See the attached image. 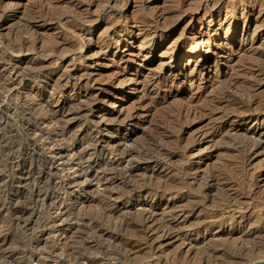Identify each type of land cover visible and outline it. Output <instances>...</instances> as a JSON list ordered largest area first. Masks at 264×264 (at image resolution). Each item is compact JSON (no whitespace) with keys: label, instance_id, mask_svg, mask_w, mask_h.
Here are the masks:
<instances>
[{"label":"rangeland","instance_id":"374dc122","mask_svg":"<svg viewBox=\"0 0 264 264\" xmlns=\"http://www.w3.org/2000/svg\"><path fill=\"white\" fill-rule=\"evenodd\" d=\"M261 3L264 0H0V53L26 41V51L13 63L21 59L17 68H24L33 87L20 91L23 102L13 99L11 121L7 102L0 98V264H166L170 258L177 264H264V76L253 71L250 88L244 77L250 56H264ZM32 9L56 13L60 20H37ZM156 33L164 35L154 38ZM1 54L0 83L7 84L6 73L16 65ZM27 62L30 70L24 67ZM53 84L65 88L62 96L51 94ZM38 89L55 111L63 106L71 113L88 99L98 100L73 126L82 143L103 138L146 156L163 154L162 164L153 168L144 158L137 160L133 180L151 184L148 191L127 200L122 193L132 187H108L116 192L111 197L93 187L79 198L81 206L68 208L64 223H55L63 224V234L46 232L48 225L41 218L59 206L49 209L42 198L62 187H24L19 182L22 173L41 172L37 159L27 157L33 147L21 132L19 116L22 107L37 117L48 115L30 98ZM226 93L240 105L219 102ZM158 99L164 105L155 102ZM243 104L248 108L242 121L232 117L219 122L224 115L244 111ZM105 118L131 121L125 131L137 133L119 139L113 134L122 130ZM170 123L180 127L173 137L148 138ZM255 128L263 134H253ZM217 129L221 135L212 136ZM235 131L236 136L228 135ZM160 184L166 193L158 198L154 192ZM116 208L115 214L108 213ZM147 213L154 226L174 214L187 220L178 223L170 237L157 240L155 254L142 261L126 254L122 242L135 237L132 226H139ZM200 224L205 228L194 231Z\"/></svg>","mask_w":264,"mask_h":264},{"label":"bare ground","instance_id":"6f19581e","mask_svg":"<svg viewBox=\"0 0 264 264\" xmlns=\"http://www.w3.org/2000/svg\"><path fill=\"white\" fill-rule=\"evenodd\" d=\"M263 7H264V4L261 3L258 6V9L262 10ZM32 11H33L32 12L33 15H38L39 16V17L37 16V20H39L41 18L43 20L56 21L57 23L60 20L59 19L60 17H58V15H56V13H54V14L51 13L50 14V13L43 12L42 10H35V9H32ZM32 16H30V18ZM3 22L4 21L0 22V26L3 25ZM163 35H164L163 33H156L154 35V38H159V37H162ZM199 41H198L197 49L201 48V46H202L201 42H199ZM25 45H26V41L25 42L23 41L22 43H20L17 46L9 45V47L7 48V49H9V51L7 50V51H4L2 54L1 53L0 54L3 55L5 60H8L9 62L11 61V63H13V58H15V56L19 57L17 55H22L24 53V51H26L25 50ZM6 46H7V44H6ZM249 59H248L249 60L248 61V67L246 68L244 77H245L246 80H248L246 82L245 86H248L250 88L252 86L251 85L252 83H250V82L255 77L253 75V71H254V73L257 72L258 74H261V75L264 76V56H262V57L261 56H257L256 57V56H252L251 55ZM3 60H2V63H3ZM20 61H21V59L19 60V62H14L13 63L16 66L13 65L10 68V72H8V73L5 72L6 75L8 74L7 75L8 83L7 84L0 83V98H3V100H6V102H7V104H5L4 106H5V110L9 112V118H8L9 120L12 119V117H13V115L15 113V109L13 107V105H14L13 104V102H14L13 99L17 98L19 100L20 99L19 98L20 97V91H23L31 83L29 80L25 79V76H26L25 74L26 73H24V71L21 70V69H24V68H22V67H21V69L17 68V65L20 63ZM29 64H31V63L29 62ZM24 65H25L24 66L25 68H28L30 66V65H28V62H27V64L24 63ZM28 69L30 70V68H28ZM3 70H4V68H3ZM251 70H252V72H251ZM49 71H48V73L47 72H45V73L48 75ZM36 72H38V71H36ZM30 74H31V72H30ZM35 74H37V73H35ZM161 83L158 84V87L161 85ZM30 86H29V88H30ZM53 86H54V84H53ZM61 86H63V85H61ZM31 88H33V87L31 86ZM52 90H53V93H51V94H56V95L62 96L64 94L65 88L55 87L54 86L52 88ZM230 96L231 95L227 94V93H226L225 96L221 95V98L219 99V102L221 101L223 103H226L225 101H227L228 103L231 102L232 105H234V106L235 105L236 106L240 105L239 104V103H241L240 101H237L236 99H234V98H232ZM30 98L32 99L33 102L37 103L36 105L42 111L48 113V115L45 116L44 118L41 117V116L37 117V116H35L37 113L35 115H33L29 108H24V107L21 106L22 108L20 110V115H19V116L23 117V122H21L22 123V125H21L22 126V131L21 132H22L23 135H25L26 141L28 143H31V145L33 147L31 151L28 150L29 152L26 153L27 157H30V158L35 157L37 159V162H38L40 167L37 166L36 169H40L41 172H39L38 173L39 175L37 174L36 176H34V174H32L31 171L30 172L27 171L24 174L22 173V178L19 180V182L20 183L22 182L24 184L23 185L24 187H27V186L28 187H62V189H63L62 190L60 188L59 192L55 193L54 196L50 197V196H46L45 195V197L42 198L41 202L43 203V205L44 204H48V202H49V209H50V206L53 207L54 209L57 206H59V207H57L55 209V211L53 210L54 212L51 213V215H48L46 217L42 216L43 217V218H41L42 223H44L45 225H48V227L46 228V232L47 231L48 232H52V233L55 232L56 234H58L60 231H62V234H63L64 233L63 232L64 229L62 228L63 224L59 225V224H55V223H57L58 221H60L62 223L63 219L65 218V216H66V214L68 212V208H71V207L73 208L74 206H79L81 204L79 198L82 195H84V194L91 193V191H92L91 189L93 187L98 188V189H96V191L97 190H101L103 188L104 189L103 191L107 192L110 197L113 194H115L116 192L115 193L114 192H110L108 187H132L125 194L122 193L123 196H124V199H127V200H129L132 197H134V195L135 196L136 195L142 196V194H144L145 191H148L149 188H147V187H151L150 186L151 184L150 185H148V184L147 185L146 184L137 185V184H135L136 180L135 181L133 180L134 173L139 169V166L137 165V160L139 158H144V160L146 161V164L149 166V168H153L154 166H158V165L162 164L163 160L161 158V155H163V154L151 155V153H150V155L148 154L146 156L141 151H137L134 148L127 147V146H125V144H123L124 146H121V147H114V146L110 145L107 141H105L103 138H95V139L90 140L87 143L85 142V144H84L81 141V138H80L81 133L79 132V130L78 131L73 130V126L76 123L80 122L79 119L81 117H83L84 114L87 113V111H88V109H89V107L91 105L97 103V101H98L97 99H93V100L88 99V101L86 100L87 101L86 104H84V100H85L84 99L83 100V104L85 105L84 107H79L78 109H76L74 112L72 111L71 113H70L71 110L70 111L68 110V112H69L68 113L66 110L64 111L62 105H61L62 107H60L58 111L57 110L55 111L54 109H52L50 107L51 105H49V102L47 100H45V92L39 91V89L35 93H32ZM84 98H85V96H84ZM163 99L164 98H162L161 100H163ZM58 100L59 99H57V101H55V102H58ZM20 102H23V101H20ZM155 102H157L158 104L164 105L162 103V101H160L159 99H158V101H155ZM228 103H226V105H225L226 107H229ZM16 104H18V101H17ZM220 106H217V107H220ZM161 108L164 109V111L169 109V107L165 108L164 106H162ZM243 108H244V111H242L240 113L234 114L235 113L234 112L232 114V116H228V115L222 116L219 119V122L223 123L224 121H226V120H228L230 118L232 119V117L233 118H238L239 121H242L245 118V113L244 112L247 111L246 109L248 107H247V105L243 104L242 109ZM31 109H33V108H31ZM159 111H161V110L159 109ZM168 113H170V112H168ZM164 114H166V113H164ZM114 118H113V120H115ZM110 119L111 118H108V119L105 118V122H109V123L116 122L117 126L120 128V130H122L121 133L113 134L114 136L118 137L119 139H128V138L133 137V135H135L137 133L136 130H133V129L131 131H129V132L125 131L126 130L125 126L131 121H123V120L119 121L118 120L119 118L117 120H115V121H110ZM161 119L163 120V118H161ZM165 120H166V118L164 119V121ZM167 122H169V121H167ZM173 123L169 124V126H168L169 128L167 126L166 127L163 126L164 128H162L161 130L156 131L152 135H149L148 138L152 139V140L153 139L155 140V139L160 138L162 134H163L162 136H168V138L173 137V134L175 132L174 130L179 127V126L175 127L178 124L175 125ZM106 125L107 124H105L104 126L106 127ZM218 125H217V127H218ZM179 129H180V127H179ZM222 131H224V130L222 129ZM262 132L263 131L261 129H259V128L258 129L255 128L252 131V133L255 134V135L257 134V136H259V135L261 136V134H263ZM223 134H225V133H223ZM143 135L144 134H142V136ZM220 135H221V132H219V130H218V132L216 131V132H214L212 134V136H214V137H217V136H220ZM228 135L229 136H236L237 133L235 131V132H233V134L228 133ZM144 136L146 137V134ZM259 138L260 137H258V139ZM11 150H12V148H11ZM152 152H154V151L152 150ZM157 153H159V152H157ZM13 158L10 159L11 162H12L10 164H15ZM149 168H148V170H149ZM152 174H153V171L151 170V173L149 175L150 178L154 175V174L153 175ZM163 186H164L163 184H160L157 187L156 191L154 192V196L155 197H158V198L164 197V195L166 193V188L164 187L165 188L164 189ZM167 191H169V190H167ZM35 193H38V196H42L41 191H37ZM65 196H71V197H74V199L67 200V199H65ZM46 206H48V205H46ZM107 208H108V206H107ZM109 208H112V206L109 207ZM51 211H52V209H51ZM115 212H117V208H116L115 211H110L108 213L109 214L110 213H114L115 214ZM112 216H113V214H112ZM38 218H40V217H38ZM110 218L111 217H109V219ZM141 218L142 219L140 221V225L139 226H136V225L132 226L133 227L132 229H134L133 230V235L135 236L134 237L135 239L134 238H130V239H127L125 241L121 240V241H123L122 242L123 246L126 247V249L124 248V251L126 252V254L130 255V257L131 256L135 257L136 259L141 257V260L145 259V258H149L152 254H155L157 240H159L160 238L170 237L172 235V233H173V230H174L175 226L179 225L178 223H180V224L182 223L183 224L187 220V218L184 215L174 214V215L170 216L167 219L163 218L162 220H160V222H159V224L157 226L156 225L154 226V225H152V222H154L153 218H152V214L147 213L145 216L144 215L141 216ZM39 222H40V220H39ZM58 225L60 227L56 228ZM65 225H67V224H65ZM119 225H122V224H119ZM202 227H204V225L200 224V225L194 227L193 230L195 231V230H198L199 228H202ZM43 228H45V227H42V230H43ZM43 231H45V230H43ZM49 234H51V233H49ZM105 234H107V231L105 232ZM130 234H131V232H130ZM64 237H66V236H64ZM174 237H176V235H174ZM58 238H60V237H58ZM110 238H112V237H110ZM117 238H119V237H117ZM62 239H64V238H62ZM62 243H65V242L62 241ZM142 246H144V247H142ZM56 247H58V246H56ZM253 249H254V247H253ZM123 254H124V252H123ZM137 255H138V257H137ZM128 257H126V258H128ZM126 258H125V260H126ZM135 258H132V260L135 259ZM174 258L175 257H173V259ZM100 259H102V258H100ZM128 259L130 260V258H128ZM171 260L172 259L170 258V261H168V260H167L168 262L165 261L166 264H177L176 261H171ZM117 261H119V259ZM123 261H124V259H123ZM146 262H147V264H158L155 260L154 261L153 260L152 261L151 260H147ZM98 263H99V261H98ZM129 264H131V263H129Z\"/></svg>","mask_w":264,"mask_h":264}]
</instances>
